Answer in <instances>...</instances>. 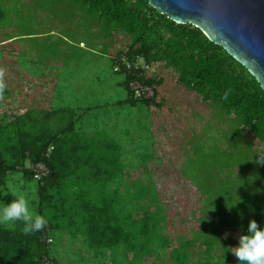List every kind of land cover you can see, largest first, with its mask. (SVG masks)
Returning <instances> with one entry per match:
<instances>
[{
	"label": "trees",
	"instance_id": "obj_1",
	"mask_svg": "<svg viewBox=\"0 0 264 264\" xmlns=\"http://www.w3.org/2000/svg\"><path fill=\"white\" fill-rule=\"evenodd\" d=\"M73 1L86 14V24L105 25L109 30L114 27L109 38L126 37V45L109 54L111 69L124 76L120 85L126 95L123 99L119 97V102L131 107L139 103L146 106L154 114L151 129H157L161 136V132L172 130L178 121L185 120L188 126L185 137L190 144L188 160L205 165L210 158L219 166H211L198 188L184 178L180 166L173 167L177 158L165 138L152 134L151 153L142 155L145 165L143 162L134 165L133 157L119 152L123 147L120 141L108 137L100 126L99 134H88L97 140L77 135L75 119L57 133L40 127L33 132L20 126L17 121L22 115L34 122L39 114L47 117L55 114L60 124L68 115L79 120L91 109L98 112L100 102L83 108L73 106L74 110L68 107V115L59 116L49 106L55 75L48 78L50 82L42 80L50 74L39 75L45 69L35 66L45 59L40 56L45 53L42 47L33 42L29 46L32 56L22 55L16 45L5 49L1 42L9 40H2L0 64L8 63L11 55H15L13 59L20 62L22 56L28 66H18L16 73L2 71L0 66V73L10 80L7 86L0 79L3 85L0 88V201L10 192L9 181L14 185L18 181L15 172L19 171L24 182L37 183L39 215L48 224L43 230L27 235L22 222L0 225V264H240L232 251L239 245L240 237L248 234L249 222L255 220L258 228L264 229V165L257 163L264 152V90L240 62L222 46L211 42L199 28L190 23H176L147 0ZM114 29L123 35H114ZM142 62L146 69H127L128 65ZM134 80L150 87L152 94L137 95L130 87ZM97 81L99 85V78ZM33 102L43 107L45 103L49 109L32 108ZM76 108L84 115H74ZM201 114L209 120L218 119L220 128L223 125L226 143L222 156H217L207 144L197 148L198 139L205 138L196 122ZM96 118L94 115L85 122L89 124ZM87 123L81 125L86 127ZM67 131L72 136H65ZM60 136L62 139H58ZM57 140L63 146L56 147ZM98 143L99 148L94 149ZM105 148H117L118 152L109 154ZM72 151L80 160L93 156L97 159L81 172L66 173L62 167L64 156L72 157ZM38 164L47 168L46 174L36 172ZM169 164L179 177L175 176L164 189L159 188L157 174ZM232 165L233 172L227 173V166ZM71 177L74 180L70 183L67 180ZM180 178L184 181L181 189L195 200H204L214 215L211 220L198 215L200 227L176 234L169 231L173 220L168 214L164 190L175 188ZM59 189L64 192L55 198L52 191ZM30 192L25 190L22 196L27 198ZM11 196H14L12 192ZM59 209L63 210L60 216ZM60 218L68 221L65 228L70 231L80 224L86 237L74 238L81 245L86 242L85 251L77 259L73 254L64 259L59 250L61 237L68 235L61 234L57 239L56 234H48L49 230L58 229ZM56 243L58 246L53 248ZM116 245H120L118 250Z\"/></svg>",
	"mask_w": 264,
	"mask_h": 264
},
{
	"label": "rangeland",
	"instance_id": "obj_2",
	"mask_svg": "<svg viewBox=\"0 0 264 264\" xmlns=\"http://www.w3.org/2000/svg\"><path fill=\"white\" fill-rule=\"evenodd\" d=\"M85 18L86 14L81 11L79 5H76L73 0H0V42L17 36L12 41L9 39V41L1 42L5 49L10 48L13 44V46L19 47V53L30 56V50L24 44L28 43L29 38L24 39V37L38 36L41 32L48 33L45 37L33 38L32 41L40 44L43 52H45L43 55H40L41 57H45V59L35 64L37 68L45 69L39 75L50 74L43 77L42 80L45 78L50 82L48 78L55 75L53 85L55 89L54 91L52 90L50 97V110L53 109L58 112L59 116L65 117L68 115L69 109L67 106L70 104H73L74 107L79 105L80 108H83L86 104L92 105V102H100L98 112L95 109H91L88 112L89 118H92L94 115H97V118L92 120L86 127L81 125L82 122L85 124L84 118L77 120L68 115L67 118L65 117V122L60 124L58 118H55V114H51L49 117L45 114H39L35 122L28 118L27 115H22L18 118L17 123L25 128L29 127V130L33 132L35 128L40 127L57 133L58 129L72 124L71 121L75 119L73 124L74 132H77V135L80 134L81 137L99 134L100 132H98L97 128L102 127L108 137L118 142L120 141L123 147H120L119 152L127 156L130 155L131 158L133 157L132 162L134 161V165L136 162L138 164H142L141 162H143V165H145L144 161H142L144 158L142 155L151 153L152 134L153 136L165 138L168 140L167 146L173 148L175 158H177L173 161V167L180 166V171L184 174V178L191 182L194 187L200 188L211 166L216 167L219 164L210 158L205 165L200 164L197 160H188L190 144L185 137L186 128H188L185 120L178 121L172 130H166L165 133L161 132L163 135L161 136L157 129H151V120L154 114L146 106L139 103L137 106L131 107L126 103L119 102V97L123 99L126 95L120 85V81L124 76L115 73L111 69L109 54L125 46L127 43L126 37L119 29H114V35H123V38H109V32L114 27L109 30L105 25L91 26L89 23L86 24ZM37 58L38 56L35 59L37 60ZM16 64L19 67L28 66L22 56L21 61L18 62L17 60ZM0 66L2 71L11 70L15 68V61L3 62ZM35 66H33V70L35 69L38 73L39 70ZM2 75L4 74L2 73ZM98 78L99 85H97ZM55 83L57 84L56 87ZM16 85L22 90V85L19 82ZM131 88L141 91L137 82H134ZM36 94L38 95L39 92H36ZM79 114L84 115L81 109L76 108L74 115L78 116ZM196 122L201 126L202 135L205 137L204 140L198 139L199 146L197 148L204 147L207 144L210 146L211 151L216 152L217 156H222L225 151L223 146L226 143L225 138H223V131L221 130L223 125L220 128L218 119L209 120L203 114L200 115ZM14 124L16 125V122ZM6 131H10V128ZM65 136H72V133L67 131ZM58 139H62V136ZM92 139L97 140L98 138ZM60 145L63 146L59 140L55 146ZM99 146L100 144L98 143L93 148L97 149ZM104 150L107 153L109 152V154L118 152L117 148H105ZM72 152V157L69 154L64 156L66 160L62 164V167L66 173L81 172L94 164L97 159L93 156V158L88 157L87 159L80 160L77 154L74 151ZM88 152L89 150H87L86 154ZM55 154L58 155L57 150ZM234 158H236V155H234ZM156 164L160 165L157 161ZM71 168L72 170L69 171ZM171 168L172 164H169L164 171H159L157 174L156 180L160 186L159 188H163L168 183L171 185L175 176L179 177V174L172 172ZM232 168L233 165L227 166V173H230ZM15 176L18 178V181L15 182V185L9 181V184L12 185L9 187L10 192L3 195L0 205L10 203L15 199V196L24 195L25 190H29L31 192L25 198L30 202V211L39 215V197L36 196L37 183L29 180L24 182L22 174L19 171L15 172ZM73 180L71 177L67 181L71 183ZM183 182L180 178L175 188H169L166 192L164 190L168 214L171 215L173 220L169 231L176 234L186 232L194 226L200 227L201 224L198 217L204 216L206 220H211V217L214 215L212 209L206 205L204 200H195L189 192L181 189ZM11 192L14 196H11ZM63 192V189H59L57 192L52 191V194L57 198V195L63 194ZM62 212L63 210L59 209V216ZM59 223V227L67 231L60 230L58 227L55 231L49 230L48 234L51 236L56 234L57 239H59L61 234L68 235L64 238L61 237L60 241L62 243L59 246V250L63 254L64 259H68V257L73 255L74 259H77L79 253L85 251L83 243H86L82 242L81 245L78 240L76 242L74 240L75 237L82 240L86 238L81 233V225H75L70 231L65 228L69 224L65 218H60ZM164 230L166 231V228ZM57 246L58 243L54 244L53 248ZM119 246L116 245L115 248L118 250Z\"/></svg>",
	"mask_w": 264,
	"mask_h": 264
},
{
	"label": "water",
	"instance_id": "obj_3",
	"mask_svg": "<svg viewBox=\"0 0 264 264\" xmlns=\"http://www.w3.org/2000/svg\"><path fill=\"white\" fill-rule=\"evenodd\" d=\"M179 24L199 28L240 62L264 90V0H147Z\"/></svg>",
	"mask_w": 264,
	"mask_h": 264
},
{
	"label": "clouds",
	"instance_id": "obj_4",
	"mask_svg": "<svg viewBox=\"0 0 264 264\" xmlns=\"http://www.w3.org/2000/svg\"><path fill=\"white\" fill-rule=\"evenodd\" d=\"M257 163L264 165V152L260 153ZM17 221L23 223L26 235L39 232L48 224L44 216L30 211V202L22 195L15 196L10 203L0 205V225ZM232 252L240 264H264V229L258 228L255 220L250 221L248 234L240 237L239 245Z\"/></svg>",
	"mask_w": 264,
	"mask_h": 264
},
{
	"label": "crops",
	"instance_id": "obj_5",
	"mask_svg": "<svg viewBox=\"0 0 264 264\" xmlns=\"http://www.w3.org/2000/svg\"><path fill=\"white\" fill-rule=\"evenodd\" d=\"M48 33H43V32H41V33H39L38 34V36H28V37H24V39H28L29 38V41H28V43H24V44H26L27 46H28V48H29V46L33 43V41L31 40V39H33V38H42V37H45L46 35H47ZM15 37H17V36H14V39H15ZM7 40H9V39H7ZM12 40V39H11ZM40 45V44H39ZM47 46V45H46ZM42 47V46H41ZM14 49H15V47H14ZM13 57H16V56H14V55H11V60H14L15 61V68L14 69H11V71H13L14 73H16V69H17V67H18V65L16 64V60L15 59H13ZM43 77V76H42ZM0 79L2 80V82H5V84L8 86V84L7 83H9V79L8 78H6L4 75H2L1 73H0ZM31 106H33L32 108H39V110H44V111H47L48 109H49V107H47L46 105H45V103H44V107L43 106H39V104L37 103V102H33L32 104H31ZM71 108L72 110H73V104H70L69 106H67V108ZM77 107H79V105H77ZM79 109V108H78ZM83 118L84 119H89V117H88V113L87 114H85L84 116H83ZM105 122V121H104ZM85 123H87V122H85ZM88 124V123H87ZM84 125H86V124H84Z\"/></svg>",
	"mask_w": 264,
	"mask_h": 264
},
{
	"label": "built area",
	"instance_id": "obj_6",
	"mask_svg": "<svg viewBox=\"0 0 264 264\" xmlns=\"http://www.w3.org/2000/svg\"><path fill=\"white\" fill-rule=\"evenodd\" d=\"M138 67H139L140 69H146V68H147L146 64H145L144 62H142L141 65H137V64H135V63L132 64V65H128V68H127V69L129 70V69L138 68ZM114 70H115V71L118 70V67H114ZM134 82H137L138 86L141 88V91H140L139 89H138V90H135L136 93H137V95L149 97V96L152 94V92H151V90H150V87H144V86H142V85H141L138 81H136V80H134L133 82H131L130 87H131V85H132ZM132 89H133V88H132ZM35 170H36L37 173H38V172H41L42 175L47 173V168H46L43 164H38V165H36ZM51 240H52L51 238L48 239V241H51ZM47 264H49V263H47Z\"/></svg>",
	"mask_w": 264,
	"mask_h": 264
}]
</instances>
